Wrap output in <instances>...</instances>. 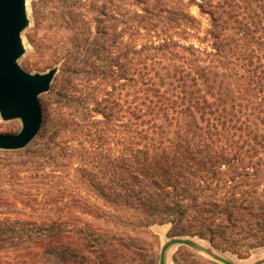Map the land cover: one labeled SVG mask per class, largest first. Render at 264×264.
<instances>
[{
    "label": "trees",
    "instance_id": "trees-1",
    "mask_svg": "<svg viewBox=\"0 0 264 264\" xmlns=\"http://www.w3.org/2000/svg\"><path fill=\"white\" fill-rule=\"evenodd\" d=\"M172 3L34 1L49 22L28 39L48 37L59 81L36 138L0 151L7 183H28L0 189V264H134L155 224L264 246V0ZM60 178L92 194L63 203Z\"/></svg>",
    "mask_w": 264,
    "mask_h": 264
},
{
    "label": "water",
    "instance_id": "water-1",
    "mask_svg": "<svg viewBox=\"0 0 264 264\" xmlns=\"http://www.w3.org/2000/svg\"><path fill=\"white\" fill-rule=\"evenodd\" d=\"M29 26L26 0H0V119L19 120L17 134L0 135V151L25 149L38 135L42 125L39 97L48 93L58 72L51 68L43 74H30L18 64L24 55L22 33ZM172 246H186L204 253L220 264H234L187 238L174 237L161 248L158 264H165L166 252ZM254 264H264V259Z\"/></svg>",
    "mask_w": 264,
    "mask_h": 264
},
{
    "label": "rangeland",
    "instance_id": "rangeland-1",
    "mask_svg": "<svg viewBox=\"0 0 264 264\" xmlns=\"http://www.w3.org/2000/svg\"><path fill=\"white\" fill-rule=\"evenodd\" d=\"M35 0H26V9L27 16L29 21V26L22 33V41L24 46V55L19 59L18 64L20 67L30 74H43L46 73L51 68H57L58 72L54 78V80L59 81V67L60 63L55 61L54 56L49 52L47 45H45V41L49 40L46 37L43 43H41V38L44 37L42 32L37 34V36L33 39V42H30L28 36L33 34V31L36 29V25L39 23L41 29L45 28L48 19L42 18L41 21L37 19V17L33 13V3ZM173 0H165V6L171 8L173 6ZM189 0H185L188 2ZM196 3L199 0H195ZM189 12L195 16L201 23V36L203 37V33L209 28V18L205 15H202L199 12L198 7L195 4H192L189 8ZM53 80V81H54ZM51 87V86H50ZM50 91V90H49ZM48 93H45L39 97V102L42 106L48 102ZM21 129V123L19 120H14L10 122H3L0 119V135H14L17 134ZM1 156V155H0ZM1 158V157H0ZM0 163L2 161L0 160ZM6 171L5 173H0V189L5 188L9 189H17L19 187L25 186L28 184L26 181L20 180H11L10 183L4 178H11ZM20 175L26 176V173H21ZM79 179V180H77ZM30 183H32L30 181ZM44 184H49L48 182ZM43 186L45 187L46 185ZM54 185L59 190L58 197L61 199L63 203H70L75 198L80 197H88L92 194L90 184L81 178H60L55 180ZM11 195H13L11 193ZM71 207V204L70 206ZM5 212V211H3ZM169 225H159L155 224L150 227L151 234L147 235L145 240H147L148 249L144 253H137L134 257L136 259V263L134 264H158L159 262V253L162 246L171 238L168 235ZM187 238L194 242L195 244L208 249L215 253L218 256L223 257L224 259L234 263V264H254L255 262L264 259V246L259 248L248 249L246 251H236L227 252V251H219L212 248L208 241L199 239L197 237H181ZM165 264H220L213 260L208 255L196 251L190 247L186 246H172L166 252V260ZM52 264H58L57 260H52Z\"/></svg>",
    "mask_w": 264,
    "mask_h": 264
}]
</instances>
